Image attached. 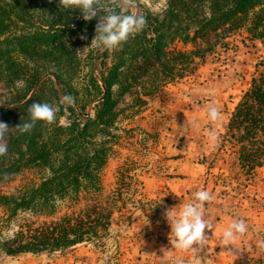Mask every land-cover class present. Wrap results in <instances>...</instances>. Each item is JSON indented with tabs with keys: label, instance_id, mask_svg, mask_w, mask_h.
<instances>
[{
	"label": "trees",
	"instance_id": "1",
	"mask_svg": "<svg viewBox=\"0 0 264 264\" xmlns=\"http://www.w3.org/2000/svg\"><path fill=\"white\" fill-rule=\"evenodd\" d=\"M137 11L147 18L143 31L103 52L109 56V62H100L103 66L98 62L101 53L93 55L89 83L80 86L92 96L90 115L76 111V95L70 106L61 98L78 93L71 82L78 61L68 39L94 18L85 21L79 9L59 6V0H0V78L15 93L7 103L8 113L0 107V117L15 118L6 137L8 153L0 157V184L22 170L36 174L14 191L0 192L5 226L13 227L0 238V253L64 250L100 236L110 222L101 204V176L120 99L133 95L136 113L162 82L183 77L194 57L211 49L201 43L223 30L243 28L250 39L264 43V0H167L161 11L141 5ZM174 41L192 49H178ZM47 85L55 94L57 114L66 107L70 121H38L31 132L21 133L15 127L29 120L27 109L33 103L53 104L51 97L42 96ZM226 135L246 174L264 166V62L231 111ZM81 201L78 212L54 218L61 206ZM25 212L28 216L16 218ZM40 216L50 220L35 219ZM258 262L264 264V259Z\"/></svg>",
	"mask_w": 264,
	"mask_h": 264
},
{
	"label": "rangeland",
	"instance_id": "2",
	"mask_svg": "<svg viewBox=\"0 0 264 264\" xmlns=\"http://www.w3.org/2000/svg\"><path fill=\"white\" fill-rule=\"evenodd\" d=\"M136 3L157 11L159 0H136ZM105 6L122 10L119 0H105ZM98 18H102V15L68 39L78 61L77 72L71 79L78 93L71 95L78 98L76 111L90 115L94 114L93 102L89 101L92 96L84 94L80 86L89 83L88 71L93 55L101 53L98 62L103 66L105 62H109V56L102 53H109L111 50H98L90 46ZM207 42L201 43V47L211 49L205 51L202 57L196 55L183 77L176 76L172 82H162L154 94V101H148L154 95L147 96L145 104L136 113H132L136 109L132 105L135 103L133 95L125 94L120 99L116 105L118 115L111 128V134L115 137L112 138L101 176V204L104 212L109 213L110 222L100 236L64 250L71 252L88 246L95 252L91 257L113 262L118 251L117 236L126 221L138 211L154 220L163 219L162 225L170 234V226L164 215L169 203L168 193L157 187L149 190L146 186L152 184V181H160L158 177L171 176L173 170L167 160L181 156L205 163L207 172L211 173L209 180L215 189L214 193L225 200L231 212L238 214V218L232 216L230 223L236 219L246 222L248 231L243 235L244 239L251 242V239L259 237L260 242L264 241V166L256 167L246 174L239 162L236 164L233 158L236 147L226 135L231 111L264 62V43L250 39L249 33L243 28L223 30L217 36H210ZM172 46L192 49L191 44L183 45L179 41H174ZM25 60L23 57L17 58V61L23 63ZM5 81L0 78V107L8 113L10 105L7 103L15 93L6 86ZM16 83L20 86L22 80ZM52 90L47 85L42 90V96L51 97L52 105L59 108ZM85 102L86 105L83 106L82 103ZM212 104L220 111V117L216 121L210 120L207 115L208 107ZM70 117L71 113L64 107L56 115V120L59 124H67ZM14 119V115L9 114L7 118L0 117V122L6 123L11 130ZM213 133L216 136L215 142L212 140ZM35 176L29 170L13 173L9 180L0 184V192L14 191ZM82 205L83 201L74 207L63 205L54 214V218L57 219L64 213L78 212ZM4 216V208L0 206V238L10 235L13 230L12 225L5 226ZM21 216L26 217L28 214L19 213L16 218ZM35 219L50 220L44 216ZM171 238L170 235L164 238V243L169 245ZM64 250L23 252L16 255L0 253V264H66L68 259L61 254ZM99 252L101 255H96ZM260 258L264 259V249L259 247L244 263L260 264ZM78 260L77 264H89L86 254L78 257ZM68 264L75 263L69 261Z\"/></svg>",
	"mask_w": 264,
	"mask_h": 264
},
{
	"label": "crops",
	"instance_id": "3",
	"mask_svg": "<svg viewBox=\"0 0 264 264\" xmlns=\"http://www.w3.org/2000/svg\"><path fill=\"white\" fill-rule=\"evenodd\" d=\"M154 97L155 95L149 97L148 101H154ZM233 158L237 164L238 159L234 151ZM167 164L173 170V174L167 177H158L160 181H152V184L146 186L149 190H154L156 187L166 190L169 198L167 209L179 211L184 204L195 202V193L201 189L209 191L212 196V199L205 203L203 209L204 219L211 222L212 229H206L205 234L208 238L201 251L197 250L196 253L192 251L180 252L174 248L171 242L169 245L165 244L164 238L171 236V233L168 234L167 229H164L163 219L154 220L138 211L136 215L126 221L117 236L118 251L113 262L91 257L95 252L83 245L84 247L71 252L67 250L61 252L68 259L66 264L69 261H74L77 264L78 257L84 254L88 256L89 264H176L177 259L182 260L183 264H192L194 259L201 260L203 264H243L246 258L259 248V237L251 239V242H247L244 236L239 237L235 242L238 249H234L231 245H222L221 233L230 224L232 216L238 218V214L234 211L231 212L227 208L225 200L214 193L215 189L210 185L209 180L211 173L207 172L205 163H198L193 158L181 156L168 159ZM232 253L235 255V259Z\"/></svg>",
	"mask_w": 264,
	"mask_h": 264
},
{
	"label": "clouds",
	"instance_id": "4",
	"mask_svg": "<svg viewBox=\"0 0 264 264\" xmlns=\"http://www.w3.org/2000/svg\"><path fill=\"white\" fill-rule=\"evenodd\" d=\"M166 3L167 0H159L156 10H163ZM119 4L122 10H118L116 7H106L105 0H59V6L79 9L80 17L85 21L102 15V18H98L95 35L90 43L92 48L98 50H115L125 43L130 36L143 31L147 25L146 16L136 10L138 8L136 0H119ZM130 8L133 11L129 12L128 9ZM61 103L70 106L75 103V99L71 94H65L61 98ZM58 110L57 106L49 102L33 103L27 109L29 120L23 124H18L15 128L21 133H27L31 132L38 121L52 124L56 121ZM207 115L210 120L216 121L220 117V111L215 104H212L208 107ZM8 130L9 126L4 122H0V157L6 156L8 153V145L5 140ZM212 140L213 142L216 140L214 133L212 134ZM211 199L210 192L201 189L195 193V202L184 204L179 211L166 210L164 215L170 226L171 243L176 250L196 253L197 250L201 251L204 248L208 238L205 232L206 229H212V224L204 219L203 209L205 203ZM247 231L248 227L243 219L233 220L221 233L222 245H231L234 249H238L235 242ZM259 247L264 249V241L259 243ZM233 257L236 258L234 254ZM176 264H183V261L177 259ZM192 264H203V262L194 259Z\"/></svg>",
	"mask_w": 264,
	"mask_h": 264
}]
</instances>
